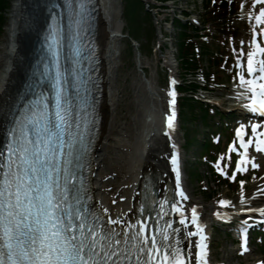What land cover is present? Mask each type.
Segmentation results:
<instances>
[{"label":"snow or ice","instance_id":"6c2138e0","mask_svg":"<svg viewBox=\"0 0 264 264\" xmlns=\"http://www.w3.org/2000/svg\"><path fill=\"white\" fill-rule=\"evenodd\" d=\"M79 5L82 9L83 0ZM260 12L264 15V8ZM256 19L259 22L261 16ZM257 48L264 53V47ZM253 55L248 53V72L259 71L260 75L247 81L252 91L250 103L253 111L264 112V82L257 83L264 81V60L257 69ZM244 79L241 76L242 82ZM56 85L55 112L50 113L43 106L46 102L37 98L26 114L14 118L8 141L0 150V264H191L192 254L185 252L179 240H170L164 230L156 228L159 236L146 235V220L129 223L105 218L108 209L88 211L70 194L68 178L75 179L69 168L73 143L70 136L66 143L64 135L70 126L71 100L64 95L59 70ZM173 118H168L169 127ZM261 146L264 140L257 142ZM172 161L175 166V156ZM179 194L184 195L182 190ZM173 208L180 211L176 205ZM195 217L193 209V223ZM201 242H197L195 264H208Z\"/></svg>","mask_w":264,"mask_h":264},{"label":"bare ground","instance_id":"6f19581e","mask_svg":"<svg viewBox=\"0 0 264 264\" xmlns=\"http://www.w3.org/2000/svg\"><path fill=\"white\" fill-rule=\"evenodd\" d=\"M42 0H13L10 8L9 21L6 23V41L4 48L0 56V112L5 109H12L8 107L11 100L8 96L15 93L16 89L19 88L22 78V71L25 66V60L30 52V39L33 37V33L41 26V18L44 16L42 12ZM92 4V5H91ZM91 5L92 14H96L95 20V33L94 31L86 35L83 40L84 44H81L88 51L87 62L96 67L95 58H98V73L101 83V96L99 101V128L96 133V140L94 143L92 162H91V177L92 182L90 187L94 192L100 191V185L107 186L108 192L111 191L109 196H104L103 205H99L102 209H108L107 213H104L106 218L111 217L113 220L127 221L133 216L136 205L139 201V191L141 187L142 174L146 171H155L159 186L170 187L171 191L174 190V186L178 190L176 195V204H184V208L187 210L194 207L204 215L201 217L203 220L206 215L220 216L218 210V203H205L203 198L192 194L188 182H186L182 175V168L178 165H173L172 157H177L179 148L178 145L181 134L179 132V126L169 127L168 118L169 115L164 109V97L161 93L156 94V97L151 96L152 106L149 119L137 120L134 133V147L131 150V155L126 158L124 165H118L116 168H120L121 173L124 172L125 176L121 184L116 185L118 188L116 191L113 190V184L117 182L115 177L106 181L98 183V179L94 175L98 171L99 162L102 159L101 151L103 148L104 140L109 139V133L112 131V127L116 124L115 120H120V117L114 113V94L111 89L113 85V75L117 71L119 60L118 56L120 52H117L119 48L118 43H122L123 38L127 37L125 44L130 43L131 34L124 30L125 24L122 20V12L120 13L119 5L115 0H91L87 7ZM118 18L121 20L118 21ZM125 21V20H124ZM128 27V26H127ZM95 34V35H94ZM130 35V36H129ZM95 37V40H94ZM133 38L131 39V41ZM96 43V45H94ZM139 59L141 57H138ZM166 65L172 68L171 58L168 57ZM94 72V71H93ZM176 73V70L170 71ZM173 75V74H172ZM147 80V79H146ZM149 93H156L158 90L154 84V81L149 78L147 81ZM19 84V85H18ZM156 90V91H155ZM15 91V92H14ZM244 96V91L233 92V96ZM150 96V95H149ZM153 98V99H152ZM215 98V97H213ZM219 104L222 102H214ZM223 105H214L215 108L221 110ZM240 106V105H239ZM242 106V104H241ZM8 107V108H7ZM223 110L229 111L232 115L234 113V107L232 109L223 108ZM215 115H219L225 121L228 120L226 113H218L217 110L213 109ZM1 114V113H0ZM118 114V113H117ZM175 122V120H173ZM1 123V120H0ZM171 129V130H169ZM132 135V134H131ZM131 139H127L131 141ZM165 152V153H163ZM121 155V152H117ZM101 157V158H100ZM102 161V160H101ZM166 163H165V162ZM259 170H264V154H262L256 163ZM124 169V170H123ZM177 169L179 172V189L177 187ZM264 172V171H263ZM140 175V176H139ZM251 189L239 193L236 198V209H246L250 203L256 201H262L260 192L264 191V174L259 178L251 180ZM180 190L183 191L184 195L181 196ZM258 196V197H257ZM261 204L263 202H260ZM228 204V203H227ZM221 204L220 205H227ZM258 205V204H256ZM223 207V206H222ZM185 210V211H186ZM241 211V210H239ZM230 215L236 214V211L229 212ZM228 215L227 217H229ZM183 216H185L183 214ZM184 221V219H183ZM128 222V221H127ZM183 226V223H181ZM186 232L194 233L193 236H183L181 238V246L185 252H192L191 264H195L194 255L197 248L198 236L195 229L188 228L185 226ZM189 244L191 247L189 248Z\"/></svg>","mask_w":264,"mask_h":264},{"label":"rangeland","instance_id":"374dc122","mask_svg":"<svg viewBox=\"0 0 264 264\" xmlns=\"http://www.w3.org/2000/svg\"><path fill=\"white\" fill-rule=\"evenodd\" d=\"M115 1L119 5L118 11H120V13L122 12V20L125 24L124 30H127V33L124 34H129V28V32L133 36H131L130 40L133 38L134 41H132V49H129L130 43L124 46L125 42L128 41L126 40L127 37L125 39L123 38L122 43H118L120 48L117 49V52H120L118 56L119 65L117 71H115L113 75L114 87L111 89V92L114 94V113L120 117V120H115L116 124L112 127V131L108 135L109 139L104 140L103 142L104 149L101 151V157L103 160L101 161V166L99 167V170L102 171V173H99L97 178L98 180L104 179L108 174H114L117 172L118 178H115L117 181L115 183L116 186V184L120 183L124 177V172L120 173V168L116 167L118 165H124L126 158L131 155V150L134 147V130L135 126L137 125L136 121L143 120L148 110L151 111V96L156 97V94L161 93L164 97H167V92L165 89V77L167 74L168 76H171V74L169 68L165 64V61L168 55L170 56L173 52H175L174 43L177 36V30H175V34H173V36L169 37L167 35H163L165 37L163 38L159 36V34H156V32L153 31L154 29H152V20L150 21V16H153V14L147 6L148 2L140 0L144 6L146 5L145 8H148H146V10L150 13V16L147 11H143L139 0ZM180 1L181 3H179V0H177L178 7L182 6L181 8L183 10L191 12L197 10L198 13L196 17L201 22L203 19L204 10L202 1L188 0L185 5H182V0ZM12 3L13 0H9L8 7L5 9L6 23L9 21ZM239 3L241 9L243 10L242 13H244V15H241V18H239V23H236L238 27H240V35L237 39V45L235 46L233 43H231L229 48L231 57L234 56L236 63L247 60V57H243L240 54L241 48L247 47L245 43L249 44V48H252L253 39L251 37V31L253 29L250 27V25L255 26L257 29H263L261 25L264 22V15H261L260 12V10L264 8V0H239ZM258 15L261 16L259 22L256 19ZM119 20L121 19L118 18V21ZM6 23L0 30V56L2 52L6 50L4 48L6 41ZM158 43H160V47H158ZM208 44L210 53L217 50L218 45L214 44L213 39L210 38ZM165 47L166 49L164 50ZM250 52L252 53V49H250L249 53ZM138 57L141 58L139 59ZM208 58L209 57L207 56L203 60L205 67L208 62ZM210 66V64L207 65L209 70L211 69ZM236 77L237 75H235L233 78L236 79ZM149 78L154 81V84L158 90L155 94L152 93L153 95H151L148 91L149 88L146 81ZM225 78L226 75L224 74V77L221 78V83L216 84L218 86L213 85L214 87H211L212 90H215L212 91L211 94H217L216 91H218L220 86H223V83L226 82ZM202 83L207 84L205 81H202ZM209 86H211V84ZM222 99L223 96L220 100ZM164 105H166V99H164ZM223 112L226 113L225 111ZM194 113H196V117L193 116ZM187 115V118L180 120L181 127L189 129L188 137H192L197 141V143L195 142L190 145L189 143L184 142L182 138L180 139L184 150L186 151V157L184 158V168L186 174L188 175V172L191 170V168L194 167L195 169V173L192 175V177L188 175L189 177L187 182L190 190L196 197L199 196L206 200V203L216 202L218 197L224 196L227 193L228 195H232L231 198L233 199L237 195V191L229 192L224 184L217 183V181H214L210 175L204 177L203 175L205 174V166L199 162L192 163L191 161L192 152L200 151L199 146L204 139H207L209 132H217L216 135L221 138L222 142V136L225 141L231 140V136L233 134L232 128H225L219 124V127H217V121H219L218 119L220 116L214 115L213 117L211 116V120L209 117L208 122L211 121L210 123L212 126L210 127L209 131H207L205 122L201 119L202 113L198 110V108L192 110L187 109ZM230 115L231 114L226 113L227 118ZM131 138H133L131 141L127 140ZM117 152H121V155ZM195 156H197L196 153ZM206 172L209 174L208 171ZM197 175L198 178H196ZM253 175V173L249 174L250 177ZM205 185H207L209 188H206ZM214 228L213 255L217 259L218 264H245L247 260H245L244 256L242 258L235 256L234 249L236 250V247L232 244V239L229 236H226L224 231L221 232L218 226ZM262 248L264 249V247ZM256 251L257 255L259 256L254 255V258L263 257V255H260L261 253L259 247H257ZM252 259L253 258H250L248 261H251Z\"/></svg>","mask_w":264,"mask_h":264},{"label":"trees","instance_id":"16d2710c","mask_svg":"<svg viewBox=\"0 0 264 264\" xmlns=\"http://www.w3.org/2000/svg\"><path fill=\"white\" fill-rule=\"evenodd\" d=\"M8 6V0H0V22L2 21V19L4 18L3 13H4V9ZM180 55L184 56L188 53V51L184 50L186 48H183L182 46V42H180Z\"/></svg>","mask_w":264,"mask_h":264}]
</instances>
